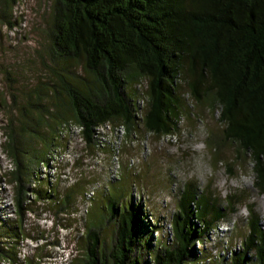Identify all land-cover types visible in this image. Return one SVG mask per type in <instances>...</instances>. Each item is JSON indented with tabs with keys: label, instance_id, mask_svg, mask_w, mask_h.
Instances as JSON below:
<instances>
[{
	"label": "trees",
	"instance_id": "obj_1",
	"mask_svg": "<svg viewBox=\"0 0 264 264\" xmlns=\"http://www.w3.org/2000/svg\"><path fill=\"white\" fill-rule=\"evenodd\" d=\"M14 1L0 0L3 25L12 23ZM44 11L48 48L42 63L29 66L26 58L9 69L0 60L3 145L14 163L0 169V187L12 185L16 212L12 217L0 207V264H40L20 255L26 213L41 212L29 203L69 212L79 208L78 194L90 206L86 228L76 236L84 253L70 264H264L262 217L252 202L240 249L229 250L230 244L225 255L197 247L214 234L224 238L220 222L238 211L245 190L229 194L224 204L213 184L202 189L191 180L177 197L170 238H153L157 225L135 198V171L122 172L124 178L119 174L99 191L80 194L75 184L61 196L41 174L74 125L95 148L106 127L117 134L123 129L127 138L140 132L165 138L177 134L184 113L202 119L211 111L218 115L210 135L216 164L224 162L234 177L235 166L248 165L264 196V0H52ZM17 67L39 69L38 80L20 95L12 92L7 113V79L18 83ZM109 225L107 243L102 231ZM232 233L230 240L237 236Z\"/></svg>",
	"mask_w": 264,
	"mask_h": 264
},
{
	"label": "rangeland",
	"instance_id": "obj_2",
	"mask_svg": "<svg viewBox=\"0 0 264 264\" xmlns=\"http://www.w3.org/2000/svg\"><path fill=\"white\" fill-rule=\"evenodd\" d=\"M51 8L52 0L14 1L8 16L12 25L0 23V60L7 61V68L11 64L21 63L26 58H31L29 66L42 63L41 54L48 48V18H45L44 10ZM78 69L82 73L81 68ZM32 70L28 67L21 69L17 67L13 75L15 79H19L18 83H12L7 79V113L13 108L12 92L20 95L22 90L36 84L39 69ZM0 87L5 90L1 73ZM3 114L0 106L1 171L14 166L12 157L5 152L3 145L7 128ZM217 119L218 115L211 111L202 119L184 113L177 134L165 138L148 132H140L127 138L122 129L117 134L112 127H106L100 130L98 134L100 139L97 141L99 146L95 148L86 144L77 125H74L69 129L68 137L62 140L64 148L62 150L55 148L57 152L52 155L55 159H51V167L42 168L41 174L46 176L51 185L56 186L61 196L75 184L78 189L83 188L79 191H83L80 194L87 190L99 191L119 174L124 178L122 172L135 171L138 177L134 186L135 198L144 201L145 208L150 213L149 218L157 225L153 238L156 236L165 238L168 234L170 238V222L177 210V197L191 180L197 181L202 189L213 184V189L220 193L224 204L229 194L245 190L248 196L245 201L238 203V211L228 220L220 222L219 231L224 234H222L224 238L221 239V234L218 233L206 244H197L198 248L206 247L214 253L227 255L231 252L229 250L240 249L242 236L249 233L248 220L252 214L249 203L256 205L264 229V196L259 194L253 184L251 167L235 166L238 174L234 177L228 173L224 162L216 164V152L210 143V135L212 130L218 127ZM223 150L227 156L233 157L231 148L226 146ZM126 182L128 183V181L122 183ZM1 185L0 207L7 215L15 217L13 187L5 182ZM29 187L31 189L34 185L30 184ZM128 191L130 192V189ZM90 196L91 193H87L88 200ZM30 197L34 200L33 196ZM29 204L34 210L41 208V212L37 214L30 210L26 213L24 226L28 236L20 243L22 258L34 256V261L40 260V264H70L72 259L75 261V258L84 253V248L82 249L81 242L78 243L76 236L86 228V208H89L90 202L84 201L78 194L75 206L79 208L71 209L69 212L59 209L53 211L41 201ZM231 232L237 235L235 239H229ZM102 237L107 243L111 241L112 226L104 228ZM48 253L51 254L50 258L47 256Z\"/></svg>",
	"mask_w": 264,
	"mask_h": 264
},
{
	"label": "built area",
	"instance_id": "obj_3",
	"mask_svg": "<svg viewBox=\"0 0 264 264\" xmlns=\"http://www.w3.org/2000/svg\"><path fill=\"white\" fill-rule=\"evenodd\" d=\"M123 130V129H122Z\"/></svg>",
	"mask_w": 264,
	"mask_h": 264
}]
</instances>
